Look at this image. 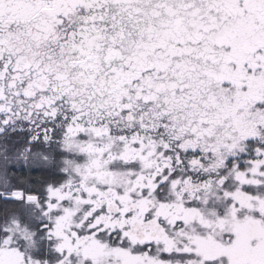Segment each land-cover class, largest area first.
<instances>
[{"label":"snow or ice","instance_id":"obj_1","mask_svg":"<svg viewBox=\"0 0 264 264\" xmlns=\"http://www.w3.org/2000/svg\"><path fill=\"white\" fill-rule=\"evenodd\" d=\"M0 264H264V0H0Z\"/></svg>","mask_w":264,"mask_h":264},{"label":"trees","instance_id":"obj_2","mask_svg":"<svg viewBox=\"0 0 264 264\" xmlns=\"http://www.w3.org/2000/svg\"><path fill=\"white\" fill-rule=\"evenodd\" d=\"M21 171H23V169H21ZM37 171L36 169L33 170V175L35 176L37 174Z\"/></svg>","mask_w":264,"mask_h":264}]
</instances>
